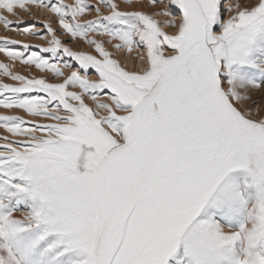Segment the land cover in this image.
Listing matches in <instances>:
<instances>
[{
	"label": "snow or ice",
	"instance_id": "obj_1",
	"mask_svg": "<svg viewBox=\"0 0 264 264\" xmlns=\"http://www.w3.org/2000/svg\"><path fill=\"white\" fill-rule=\"evenodd\" d=\"M0 24V264H264V0Z\"/></svg>",
	"mask_w": 264,
	"mask_h": 264
},
{
	"label": "rangeland",
	"instance_id": "obj_2",
	"mask_svg": "<svg viewBox=\"0 0 264 264\" xmlns=\"http://www.w3.org/2000/svg\"><path fill=\"white\" fill-rule=\"evenodd\" d=\"M9 19H11V20H16V17L10 16ZM24 20H25L26 22L31 23V18L28 17V16H24ZM4 35H8V36H11V37L16 38V39H25V37H21V36H19V35L16 34V33H13V32H11V31H6V30L4 29L3 24H0V36H4ZM27 39H30V40H31L32 42H34V43H42L41 41H38V40H36L35 38H27ZM0 60H4V58H3L2 55H0ZM5 62H6V61H5ZM17 70H20V69L18 68ZM0 111H3V110L0 109ZM21 114H23V113H21Z\"/></svg>",
	"mask_w": 264,
	"mask_h": 264
}]
</instances>
